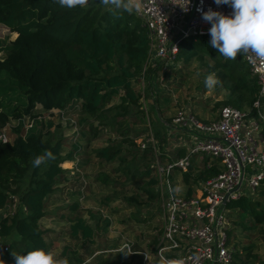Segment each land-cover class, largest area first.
Instances as JSON below:
<instances>
[{"label": "trees", "instance_id": "1", "mask_svg": "<svg viewBox=\"0 0 264 264\" xmlns=\"http://www.w3.org/2000/svg\"><path fill=\"white\" fill-rule=\"evenodd\" d=\"M0 26L15 35L6 46L0 42V125L3 127L9 121L20 124L24 119L42 117L51 111L65 114L70 111L77 112L78 124L82 126L79 139L65 155L63 139L54 134L45 138L41 131H36L38 121L25 136L21 135L19 125L14 140L0 144V209L10 195L25 209L1 222L0 236L7 239L9 250L0 264H15L14 255L38 248L50 251L46 232L39 222L46 216L49 197L68 172L61 165L81 154V141L97 138L103 129L117 133L121 141H109L96 156L99 162L117 163L113 172L120 171L128 182L146 179L140 190L149 202L158 200L155 192L158 181L150 168L154 152L149 144L141 151L136 140L151 130L156 147L163 151L160 156L167 160L183 157L186 149L178 148L168 157L161 146L166 142L162 133L166 126L162 121L144 131L135 132L129 127L150 124L141 109V93L135 88L144 83L142 92L153 97L150 76L159 69L149 64L148 33L133 11L110 7L109 0H88L73 8L61 7L57 0H0ZM209 41L207 37L182 41L173 62L187 66L193 60L213 59L215 63L208 69V75L214 74L217 86L226 90L224 107L247 110L248 118L258 119L259 113L264 114V98L259 97L256 79L239 55L225 59L210 47ZM258 101L260 106L256 108ZM75 104L78 111L72 107ZM94 123L98 126L94 127ZM172 145L176 146L175 141ZM127 148H134L131 160L128 154L132 151ZM37 157L42 158L39 165L34 164ZM144 163L142 172L140 166ZM209 163L211 166L207 168ZM219 172L216 161L205 159L201 167L191 162L189 173L183 175L186 197L193 194L194 186ZM140 195H130L125 202L130 206L139 203ZM117 200V196H111L103 202ZM227 209L239 213L236 225L240 228L249 231L256 225L264 226V183L253 195L229 202ZM76 210L77 202L68 207L70 213ZM69 234L89 241L93 230L78 214L69 226ZM133 248L137 250L138 246ZM252 249L250 243L234 251L233 264H250Z\"/></svg>", "mask_w": 264, "mask_h": 264}, {"label": "rangeland", "instance_id": "2", "mask_svg": "<svg viewBox=\"0 0 264 264\" xmlns=\"http://www.w3.org/2000/svg\"><path fill=\"white\" fill-rule=\"evenodd\" d=\"M128 2L129 0H109V6L123 7V4ZM130 11L134 12L132 8ZM14 38L15 35L0 26L2 46H6ZM214 63L213 59L206 58L202 62L193 60L187 66L180 62L163 65L164 62L162 63L155 56H151L149 64L159 68L150 76V92L153 97L142 92L144 83H140L135 88L137 92L141 93V109L148 115L150 124L148 122L132 124L129 126L130 129L135 132L149 130L155 123L162 121L166 126V129L162 130L166 142L161 143V146L168 156H171L176 149L181 148L172 145L178 138L182 139L186 146H189L188 138L175 136L171 133L169 126L179 110L192 114L204 123L217 119L219 111L224 107L223 103L227 92L217 85L211 90L205 87V77L208 76V69ZM162 66L166 69H162ZM180 70L184 72H180ZM163 72L166 74L164 75ZM117 103L118 100L115 99L113 104ZM72 107L74 111L79 110L76 104ZM76 113L69 111L68 114H65L53 111L43 114L41 120L38 121L36 131H41L45 138L52 134L61 137L64 142L63 154L65 155L71 151L72 145L79 139L80 131H82V126L78 124L79 116ZM89 121L92 120L89 119ZM49 123H51V127L48 126ZM6 126L12 135H17L15 134L17 123L9 121ZM93 126L97 127L98 125L94 123ZM19 127L22 136L30 131L23 129L22 125ZM150 132L152 133L151 130L148 133ZM145 136L144 134L140 139H137L136 144ZM109 141L118 142L121 141V138L110 129L100 130L97 138L80 142L82 147L80 155L75 156L73 161L64 162L61 165V168L68 172L61 180L55 194L49 197L46 204V216L39 222L40 228L46 232V240L51 246L50 252L56 259L66 258L69 264H140L137 256H127L124 255L125 252H117V250L123 244L137 245L139 250L151 249L152 244L161 234L162 221L159 200L147 201L146 196L140 190L147 180L128 182L126 175L121 174L120 171L113 172L118 168L117 163L99 162L96 152L108 146ZM124 147L126 148V145ZM127 149L132 151L128 154L129 160H131L130 155L133 154L134 148ZM156 149L157 157L154 154L155 160L151 162L150 168L154 170L153 177L157 178L156 159L158 158L162 163L167 159L160 156L163 151L160 152L157 147ZM139 158L138 156L137 159ZM190 160L194 162V166L200 167L205 161L199 155H191ZM209 162L211 161L209 160ZM144 165L145 163L140 166L142 172ZM183 175L184 173H174L173 178L174 190L180 196H185L187 191ZM245 185L244 183L241 191L250 196V191L248 192ZM155 192L158 195L157 187ZM133 194L141 195L138 198L139 203L130 206L125 200ZM111 196H117L118 200L109 204L103 202L106 197ZM75 202L78 203V210L70 213L68 207ZM78 214L93 230V236L89 241L82 240L80 237H71L69 234V226ZM226 215L230 221L229 245L240 251L243 246H248L251 243L253 258L250 260V264H264V226L256 225L248 231L236 225L240 217L237 211H227ZM61 216L63 219L60 218Z\"/></svg>", "mask_w": 264, "mask_h": 264}, {"label": "built area", "instance_id": "3", "mask_svg": "<svg viewBox=\"0 0 264 264\" xmlns=\"http://www.w3.org/2000/svg\"><path fill=\"white\" fill-rule=\"evenodd\" d=\"M131 2L137 5L132 10L147 30L150 57L155 56L165 63L163 65L175 60L182 41L210 37L208 29L211 25L202 19V12L211 9L226 16L232 12L230 6L216 5L214 0ZM237 55L256 79L259 97L264 98V59L257 58L251 51H241ZM259 106L258 101L255 107ZM40 120L41 117L24 119L17 125L31 130ZM6 125H0V144L11 143L16 137ZM169 127L172 134L188 138L190 144L186 146L178 138L174 140L175 145L185 148L187 155L164 163L156 159L161 234L151 249L135 250L133 245L123 244L117 252L137 256L140 264H173L176 260H182L183 264H233L236 249L229 245L227 204L241 196H249L241 191L244 183L251 196L264 182V114L259 113L258 119H253L244 111L223 107L216 120L204 123L179 110ZM148 144L157 157L151 132L139 140L137 146L144 151ZM191 155L216 161L220 172L194 186L190 197L180 196L174 190V173L188 172ZM210 166L209 163L207 168ZM17 210L25 209L15 196L10 195L4 208L0 209V228L1 222L13 217ZM8 250L7 239L0 236V259Z\"/></svg>", "mask_w": 264, "mask_h": 264}, {"label": "clouds", "instance_id": "4", "mask_svg": "<svg viewBox=\"0 0 264 264\" xmlns=\"http://www.w3.org/2000/svg\"><path fill=\"white\" fill-rule=\"evenodd\" d=\"M61 7L73 8L83 5L86 0H57ZM216 5L231 7V15L209 9L202 12V19L209 23V45L225 59L236 58L241 51H251L257 58L264 59V0H214ZM118 6L119 3H118ZM134 5L131 0L123 4L125 9L131 10ZM209 90L218 84L214 74H209L204 80ZM42 158L37 157L35 165H39ZM15 264H69L66 258L56 259L52 252L38 248L23 255H14ZM173 264H183L176 260Z\"/></svg>", "mask_w": 264, "mask_h": 264}]
</instances>
